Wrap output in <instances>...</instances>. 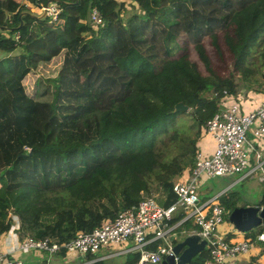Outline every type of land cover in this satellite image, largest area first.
<instances>
[{"label":"trees","instance_id":"16d2710c","mask_svg":"<svg viewBox=\"0 0 264 264\" xmlns=\"http://www.w3.org/2000/svg\"><path fill=\"white\" fill-rule=\"evenodd\" d=\"M55 1L56 22L24 16L21 27L0 33V235L11 210L20 238L64 242L152 197V177L165 197L160 205L175 203L174 179L192 167L204 124L222 98L238 96L237 77L250 87L258 62L264 66V0H129L137 10L126 19L124 0ZM21 2L0 0V25L20 24ZM94 5L104 21L97 30L88 22ZM221 30L233 56L226 77L211 68L204 46L208 37L217 49ZM59 54L56 76L39 78L35 94H27L23 79ZM178 102L191 112H175ZM181 115L192 120L187 128ZM176 148L184 151L177 156ZM238 200L237 192L220 197L227 211ZM262 230L246 236L264 253ZM138 258L136 252L124 264Z\"/></svg>","mask_w":264,"mask_h":264},{"label":"built area","instance_id":"2783aa9c","mask_svg":"<svg viewBox=\"0 0 264 264\" xmlns=\"http://www.w3.org/2000/svg\"><path fill=\"white\" fill-rule=\"evenodd\" d=\"M29 2L31 11L37 14L45 12L48 23L57 21L61 12L57 1ZM88 22L94 30L104 25L96 5L89 9ZM219 104L220 109L202 128L192 167L174 181L173 191L177 197L174 204L164 208L153 197L141 200L136 206L118 213L113 220L105 221L89 232L79 231L73 239L64 242L51 238H20L18 217L9 210L11 223L0 235V264H23L20 256L31 252L37 256L42 253L94 255L102 248L115 249L130 240L134 244L131 249L139 253L136 264H159L167 254H172L173 243L178 235L174 232L177 225L170 223L176 209L184 213L178 225L190 218L196 226L192 232L199 234L200 239L206 242L204 250L207 256L201 264H228L246 254L251 246L249 238L237 240L232 238L230 231L222 233L226 222L223 215L225 208L219 198L223 192L201 201L197 194V183L204 176L240 173L248 166V152L253 145L247 133L251 131L255 138H264V94L257 107L251 109L244 108L240 97H224ZM201 142L213 144L210 153L202 148ZM233 229L236 230L235 227ZM236 233L245 235L238 230ZM257 238L264 241L263 230ZM154 241L161 243L155 249H148V245Z\"/></svg>","mask_w":264,"mask_h":264},{"label":"rangeland","instance_id":"374dc122","mask_svg":"<svg viewBox=\"0 0 264 264\" xmlns=\"http://www.w3.org/2000/svg\"><path fill=\"white\" fill-rule=\"evenodd\" d=\"M122 1V0H121ZM22 4H25L27 10H29L31 13H36L35 11H31V3L29 0H22ZM124 9H121V18L126 19L129 15H131L134 11L137 10L135 5H132L129 0H124ZM0 33L7 34V31L1 30ZM10 34V33H8ZM177 46L180 47L181 39H177L176 42ZM264 45V43H261ZM204 46L206 49V53L208 54L211 68L214 70V72L222 77H226L229 73L233 72L232 68V61L233 56L231 51L229 50L225 40H224V31H218V38H217V49L211 44L210 39L206 37L204 39ZM181 48V47H180ZM179 48V49H180ZM262 49L261 47L257 46L256 50ZM181 52V49H180ZM191 60L196 62L199 66V69L207 74V70L204 68L202 62L199 60L197 53L193 48H189L188 50ZM3 53L0 54V56ZM257 55V54H256ZM63 60V54H59L58 56L54 57L52 60H50L47 63H41L37 69L30 72L27 81L25 78L23 79V85L24 89L30 96L35 94V89L38 85V79L39 78H51L55 77ZM256 62V56L251 57L250 61ZM260 69L259 73H255V76L251 77L248 82L251 85L250 87H247L245 84L242 83L241 79L237 77V81L239 83V93L237 97L249 99L252 101L253 99L256 101L257 94L256 93H264V77H261V73H264V66L258 62V65L256 66ZM28 86V87H27ZM257 90V91H256ZM260 90V91H259ZM235 98V97H234ZM258 101V99H257ZM186 112H191L190 109ZM180 119L182 121V126L188 127L189 124L192 122L191 118L187 116H180ZM195 129L189 130V134H187L190 137H193ZM249 135V132L247 133V136ZM186 144V142H181V145ZM213 145V144H211ZM184 150L182 148H176L174 149V153L179 156ZM249 152L251 155H253V150L249 149ZM187 169H184L183 172H187ZM246 169V168H245ZM244 169V170H245ZM243 170V171H244ZM243 171L240 173L235 174H226L222 176H215V177H202L201 180L197 183V194L201 201H204L207 198H211L214 195L223 192L225 197H228L231 195L232 192H236V190L240 192L241 194H247V196L244 199L250 198L253 202L258 201L260 199V193L263 194L264 190L262 191V187H255V184L258 182V179H252V178H243L239 179L243 174ZM182 172V173H183ZM180 175H178L176 179L179 178ZM239 179V180H238ZM232 182H235L234 184ZM151 187H152V197L154 201L158 202L159 197L162 196L160 190L157 187L156 181L154 180V177H152L151 180ZM222 196V195H221ZM163 197V196H162ZM220 201V198H219ZM221 202V201H220ZM224 218L225 221L229 223L227 219V210L224 212ZM230 226V223H229ZM226 231V226L222 227V233ZM179 232V231H178ZM246 234V233H245ZM131 244L132 242L129 241ZM161 243V242H158ZM206 252V249L203 250ZM202 251V252H203ZM24 255V254H23ZM21 255V256H23ZM20 256V257H21ZM65 258H69V254ZM200 258L197 260L199 261ZM33 262V261H32ZM201 264V263H200Z\"/></svg>","mask_w":264,"mask_h":264},{"label":"crops","instance_id":"0c3cea01","mask_svg":"<svg viewBox=\"0 0 264 264\" xmlns=\"http://www.w3.org/2000/svg\"><path fill=\"white\" fill-rule=\"evenodd\" d=\"M257 98L256 101L253 99L250 101L249 99L242 98L243 100V106L245 109H251L257 107L259 104L262 96L264 93H256ZM258 99V101H257ZM248 140L251 141L253 145V155L249 154V164L246 167V169L243 171V175L239 179L243 178H252L258 179V182L255 184V187H262V191L264 190V182L259 181V176L261 174V170L264 169V138H255L252 134L251 131H249V135L247 136ZM202 148L208 153L211 152L212 150V145L208 142H202ZM259 155V157H257ZM238 179V180H239ZM233 184L235 182H232ZM237 193L240 194L239 190ZM243 196H247V194H242ZM260 199H263L264 197V192L263 194L260 193ZM165 197L160 196L159 200L157 203L161 204L164 202ZM248 204H251L253 201L248 198L246 199ZM238 204V203H237ZM184 215L183 211L181 209H176L174 212L172 218L178 217V215ZM181 219V218H180ZM180 219L177 221H174L173 225H177L180 222ZM230 223V222H229ZM228 222H225L224 226H226V231H230V234L232 235L233 239H240L243 237H247L245 235H240V234H234L236 230L233 229V225L230 223L229 226ZM176 227V229H177ZM190 229L188 231H184V233L191 232L196 228L193 223H190ZM176 229L174 232H176ZM234 234V235H233ZM179 235V234H178ZM250 239V237H247ZM257 240H259L257 238ZM131 241V240H130ZM260 241V240H259ZM132 242V241H131ZM160 242V241H158ZM250 249L246 254H243L239 256L235 261L229 262L228 264H264V253H262L261 246L258 244L254 243L250 239ZM134 244H132L128 241L126 244H122L118 248L115 249H110L108 250L107 248H102L98 251L97 254L94 255H89V256H83L80 254H75V255H70L69 258H65L66 256H63L61 254H48V253H42L40 256H37V254L31 252L29 254H25L20 257V260L23 264H34L38 262V264H124L128 257H130L132 254L136 253V251L132 250L131 247H133ZM33 261V262H32Z\"/></svg>","mask_w":264,"mask_h":264},{"label":"water","instance_id":"95a60500","mask_svg":"<svg viewBox=\"0 0 264 264\" xmlns=\"http://www.w3.org/2000/svg\"><path fill=\"white\" fill-rule=\"evenodd\" d=\"M29 16L34 19H45L46 15L43 11L40 14L31 13L25 9L19 14L20 24L15 28H8L0 25V31L5 30L8 32L18 29L23 25L22 18ZM5 17H7L5 15ZM3 53L0 50V54ZM3 55V54H2ZM0 56V59L2 57ZM189 107L182 102H178L175 107V112H186ZM259 181L264 182V171L261 170ZM246 197L239 194L238 204L232 209L227 211L228 221L241 233H248L257 226H261L264 233V202L263 199L254 201L251 204L247 203ZM205 240H201L199 234L196 232H181L174 240L172 247V254H167L159 264H196L195 259L199 257L205 247Z\"/></svg>","mask_w":264,"mask_h":264},{"label":"bare ground","instance_id":"6f19581e","mask_svg":"<svg viewBox=\"0 0 264 264\" xmlns=\"http://www.w3.org/2000/svg\"><path fill=\"white\" fill-rule=\"evenodd\" d=\"M28 87V86H27Z\"/></svg>","mask_w":264,"mask_h":264}]
</instances>
